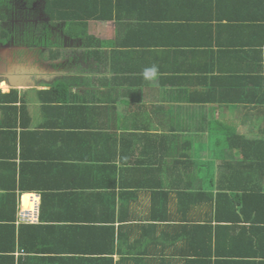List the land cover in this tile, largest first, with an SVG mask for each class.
Wrapping results in <instances>:
<instances>
[{
	"label": "crops",
	"instance_id": "crops-1",
	"mask_svg": "<svg viewBox=\"0 0 264 264\" xmlns=\"http://www.w3.org/2000/svg\"><path fill=\"white\" fill-rule=\"evenodd\" d=\"M100 6L0 83V264H264V0Z\"/></svg>",
	"mask_w": 264,
	"mask_h": 264
},
{
	"label": "flooded vegetation",
	"instance_id": "flooded-vegetation-1",
	"mask_svg": "<svg viewBox=\"0 0 264 264\" xmlns=\"http://www.w3.org/2000/svg\"><path fill=\"white\" fill-rule=\"evenodd\" d=\"M30 1H32V3H35L37 1L40 2L42 10L36 9L37 11H39L36 12V16L38 15L39 21L44 19V23H42L43 27L41 29L36 24L35 27L28 31V39L30 40L36 38L37 41L42 43H53L54 41H56L53 38V33L52 35L48 36V34L46 33L47 29H45V19L48 18L43 11L44 1L27 0V2ZM11 5L12 2H10V0H0V83L3 81L2 79L6 76V73L8 71H13V73H18L22 76V74L25 75L26 73H40L45 68L43 66V64L45 63V61L43 60V53H41L42 56L39 57L35 54L34 50H32L30 47L25 46L26 43L24 42H28V40H25L23 37V35H26L24 31L26 27L22 24V20L20 22V20L18 19L20 12H15L12 8H10ZM38 17H36V19ZM20 30L22 32L21 36L19 34ZM24 47L28 48L29 50ZM28 61L31 63H28Z\"/></svg>",
	"mask_w": 264,
	"mask_h": 264
},
{
	"label": "trees",
	"instance_id": "trees-1",
	"mask_svg": "<svg viewBox=\"0 0 264 264\" xmlns=\"http://www.w3.org/2000/svg\"><path fill=\"white\" fill-rule=\"evenodd\" d=\"M43 1V11L47 18L52 22H64L66 25L64 31L72 38H81L87 34L88 20H101L107 18V16L103 15V10H105V8L100 6V0ZM2 96L5 98V100L9 101L7 103H14L16 102L15 100L17 98V92L15 90H11V92L7 94H2L0 99ZM234 133L233 135H237Z\"/></svg>",
	"mask_w": 264,
	"mask_h": 264
},
{
	"label": "rangeland",
	"instance_id": "rangeland-1",
	"mask_svg": "<svg viewBox=\"0 0 264 264\" xmlns=\"http://www.w3.org/2000/svg\"><path fill=\"white\" fill-rule=\"evenodd\" d=\"M10 2H12V5H11L10 8H12L15 12H20V14L18 16V19L20 20V22L22 20V24L25 25V27H26L25 30H24L26 35L25 36L23 35V37H28V31H30L33 27H35V23L36 22L38 23V21H39V17H38V15L37 16L35 15V12H39V11H37L38 9L42 10L40 2L37 1L35 3H32V1L27 2V0H10ZM36 17H38V18L36 19ZM42 17H43V15H42ZM42 21L44 23V19ZM38 25L40 26V29L43 27L42 23H40ZM24 31H23V34H24ZM57 32L60 34V28L59 27H57ZM21 33L22 32L20 30V32H19L20 36H21ZM47 34L49 36V32H47ZM59 34L58 35L55 34V35H57L56 38H58L60 36ZM44 56L43 57H44L45 60H50L48 51L45 52ZM43 66L45 67V71L50 72V71L54 70L52 68V63L51 62H45L43 64ZM47 74H50V73H47ZM198 143H201V142H198Z\"/></svg>",
	"mask_w": 264,
	"mask_h": 264
},
{
	"label": "clouds",
	"instance_id": "clouds-1",
	"mask_svg": "<svg viewBox=\"0 0 264 264\" xmlns=\"http://www.w3.org/2000/svg\"><path fill=\"white\" fill-rule=\"evenodd\" d=\"M155 71H156V69H155V67H153V69H151V71H150V72H148L147 74H148V75H152V74H154V73H155Z\"/></svg>",
	"mask_w": 264,
	"mask_h": 264
},
{
	"label": "built area",
	"instance_id": "built-area-1",
	"mask_svg": "<svg viewBox=\"0 0 264 264\" xmlns=\"http://www.w3.org/2000/svg\"><path fill=\"white\" fill-rule=\"evenodd\" d=\"M24 217H26V213H25V214H23V215H21V218H23V219H24Z\"/></svg>",
	"mask_w": 264,
	"mask_h": 264
}]
</instances>
